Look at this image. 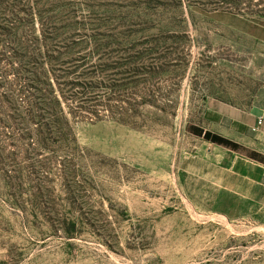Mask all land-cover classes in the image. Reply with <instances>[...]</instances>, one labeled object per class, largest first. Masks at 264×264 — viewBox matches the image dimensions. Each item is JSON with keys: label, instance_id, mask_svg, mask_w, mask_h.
Wrapping results in <instances>:
<instances>
[{"label": "rangeland", "instance_id": "1", "mask_svg": "<svg viewBox=\"0 0 264 264\" xmlns=\"http://www.w3.org/2000/svg\"><path fill=\"white\" fill-rule=\"evenodd\" d=\"M0 1L17 36L37 15L51 35L37 46L70 130L53 142L21 124L26 79L3 57L0 264H264L262 186L247 201L185 177L214 135L211 98L264 106V44L230 19L264 17V0ZM50 5L69 11L60 34Z\"/></svg>", "mask_w": 264, "mask_h": 264}, {"label": "crops", "instance_id": "2", "mask_svg": "<svg viewBox=\"0 0 264 264\" xmlns=\"http://www.w3.org/2000/svg\"><path fill=\"white\" fill-rule=\"evenodd\" d=\"M231 27L243 35L256 38L264 44V17L233 14ZM204 117L215 128L210 132L228 140L232 145L209 141L205 153L196 156L200 168L187 170L185 177L215 186L221 193H230L236 199L257 201L251 187L264 190V106L237 108L216 99L207 103ZM259 116H263L256 125ZM256 126L255 129L253 127Z\"/></svg>", "mask_w": 264, "mask_h": 264}, {"label": "trees", "instance_id": "3", "mask_svg": "<svg viewBox=\"0 0 264 264\" xmlns=\"http://www.w3.org/2000/svg\"><path fill=\"white\" fill-rule=\"evenodd\" d=\"M5 1H9V3L14 4L19 0ZM44 1H51L54 3L55 0ZM58 1L64 0H57V2ZM61 6L55 7V5H50V7L46 8V13L49 15V17H53V20H57V23H52L54 31H51L57 34H60L58 31L59 28H62V26H68V24L71 23L70 21H67L69 19V11L65 10L64 7ZM3 7L4 6L0 4V9H3ZM107 10L108 11L104 12L108 13L109 15L103 19H109L110 16H113L114 11L110 10L109 8H107ZM20 12L22 14L21 17H27L32 11L26 7H23L20 9ZM1 14L3 13H0V15ZM65 14H67V16L63 17ZM71 15L74 16L72 13ZM132 16L133 13L127 15L126 13L122 12V16L118 19V21L113 19L112 23L121 27L123 26V23L119 24V21L127 18L128 20H131ZM37 20L38 26L36 27H38V33H35L36 27L34 25V21H31L29 22V37L26 35H16L18 25L11 23L9 16H6L0 20V60L4 57L6 58L7 63H13L14 61H17V64L13 63L15 64L13 68L16 69L20 64V78L21 76H24L26 79V81L23 83V88H20V91H23L24 93L26 102V105H24V111L20 115L21 124L26 126L29 123L34 122L35 125L33 128L29 129L31 132H35L39 138L42 137L45 139L49 137L51 141L57 142L60 139H66L70 133L68 126L69 122L67 121L66 113L62 108L63 103L66 105L65 99L67 95L61 87L56 89L57 87H55L52 82L53 72L48 68L46 69L43 67L46 64H50L52 56L49 51H47V49L40 51L39 47L37 46V41H47L51 35H47L48 33L44 31L43 21L40 15H37ZM62 21H65L66 24H62ZM102 32V34H105L106 36L112 34L111 31L107 32L105 29L102 30ZM117 33H121V31H117ZM6 37H12V40L14 41L13 45H10V43L7 44V47L11 46L12 48L9 53H7L6 47L2 48L3 41ZM1 84L2 80L0 79V85ZM90 108V111L94 112L93 107ZM67 110L68 112L72 113L69 107H67ZM203 134L206 138L213 142L232 145V143L220 136L210 135L209 132H204Z\"/></svg>", "mask_w": 264, "mask_h": 264}, {"label": "built area", "instance_id": "4", "mask_svg": "<svg viewBox=\"0 0 264 264\" xmlns=\"http://www.w3.org/2000/svg\"><path fill=\"white\" fill-rule=\"evenodd\" d=\"M262 120H263V116H259L257 121H256V125L260 124L262 122ZM255 128H256V126L253 127V129H255Z\"/></svg>", "mask_w": 264, "mask_h": 264}]
</instances>
